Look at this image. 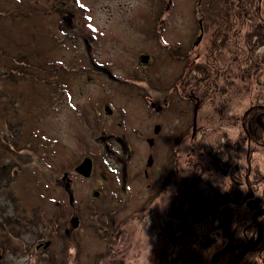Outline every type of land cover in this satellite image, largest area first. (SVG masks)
Wrapping results in <instances>:
<instances>
[{"label":"rangeland","instance_id":"obj_1","mask_svg":"<svg viewBox=\"0 0 264 264\" xmlns=\"http://www.w3.org/2000/svg\"><path fill=\"white\" fill-rule=\"evenodd\" d=\"M20 1L25 3L0 0V45L10 57L19 49L35 51L43 68L32 76L34 85L18 87L25 96L16 120L24 121V152L31 162L12 187L27 214L41 218L45 228L29 230L17 261L158 264L171 203L153 176L157 166H166L175 135L190 134L193 125V104L183 99L193 94H181L178 80L189 71L186 58H173L167 49L201 62L211 29L203 24L201 42L194 45L201 34L195 0H66L61 9L26 21L6 15ZM52 1L40 0L47 8ZM141 54L150 55L148 63ZM248 104L240 100L234 106L241 111ZM205 125L206 141L214 142L218 134L211 121L197 117V135L203 136ZM192 145L186 137L176 150L185 155ZM85 157L94 162L88 178L75 170ZM92 209L111 220L112 238L94 215H86L94 227L81 223L78 210ZM57 225L66 228L68 240L55 232ZM67 226L78 227L75 239H69Z\"/></svg>","mask_w":264,"mask_h":264},{"label":"trees","instance_id":"obj_2","mask_svg":"<svg viewBox=\"0 0 264 264\" xmlns=\"http://www.w3.org/2000/svg\"><path fill=\"white\" fill-rule=\"evenodd\" d=\"M195 1L196 18L208 25L216 37L212 59L219 71L216 82L220 85H215L219 88L211 84L207 75L208 63L212 60L210 47L204 53L203 60L197 63L191 62L187 53L179 54L172 48L167 50L173 58H186L185 68L189 71L185 77L190 78L194 70L199 72L196 82L192 81V77L187 84H181V94L189 91L197 96L198 117L214 124L218 138L214 142H207L205 136L208 130L205 125L204 134L197 141L196 154L190 149L192 154L187 156L191 157L187 160V166L195 159L198 166L214 167L217 184L213 187L212 200L202 194L203 189H199L204 198H192L187 206L181 203L171 207L166 228L167 241L161 247L158 264H230L243 246L256 237L258 228L252 222V214L264 207V130L256 119L261 110L250 107L251 104H264V0ZM65 4L66 0H53L47 8L41 5L40 0H25L6 15L26 21L52 9H61ZM211 24L214 26L211 27ZM225 31L229 35L224 34ZM227 37L229 52L224 48ZM36 55L35 51L23 52L19 49L10 57L0 45V264H19L17 260L26 234L32 228H45L41 218L27 214L21 197L12 187L17 175L31 162L30 155L24 152L29 144L21 128L24 121L16 119L18 111H22L25 96L23 91H19V85L25 82L34 85L32 76L43 68ZM226 56L236 61L244 57L246 65L241 70V67H237L236 74L229 75L230 88L224 91L221 83ZM5 63H9V67H4ZM184 75L181 74L178 80ZM41 81L42 84L46 82ZM11 86L16 88L14 92L8 91ZM240 100L249 101L241 111L234 106ZM219 125H226L229 129L216 128ZM78 213L84 217V222L79 218L81 223L89 227H94L95 223L86 215H94L106 227L108 234L105 236H114L115 228L109 218H102L101 210L92 209L87 213L78 210ZM260 223L264 229V216ZM223 224L227 225L225 229L230 236L221 233ZM64 229L57 225L55 232L66 241L68 234ZM77 230V226H67V232L72 236L69 239L76 238ZM64 246L69 247L66 243ZM239 264H264V231L261 242Z\"/></svg>","mask_w":264,"mask_h":264},{"label":"flooded vegetation","instance_id":"obj_3","mask_svg":"<svg viewBox=\"0 0 264 264\" xmlns=\"http://www.w3.org/2000/svg\"><path fill=\"white\" fill-rule=\"evenodd\" d=\"M211 27L214 26V24L210 25ZM202 27V29H201ZM200 31L203 32V24L202 22L200 23ZM224 34L229 35L228 31H225ZM223 40V39H222ZM215 41L216 37H214V31L211 30V36H210V55L211 59L214 57V50H215ZM224 48L226 51L229 52L230 47H229V38L224 39ZM227 52V54H228ZM229 56H226V63L225 67L223 69V75H222V85L221 88L224 91L229 90L230 88V77L229 75L231 74H236V69L237 67L243 69L246 65L244 57L241 59L233 60V59H228ZM235 66V68H234ZM187 73V72H186ZM182 77V84H187L188 80L193 77L192 81L196 82V79L198 77V71L194 70L190 73L189 77ZM219 71L216 70L215 63L213 59L208 63V70H207V75L209 78V81L213 86L215 85H220L219 83L216 82V74H218ZM184 86V85H183ZM186 87V86H185ZM216 88H219V86H215ZM180 90L183 89L182 86L179 87ZM179 94V93H178ZM180 95V94H179ZM180 97V96H179ZM181 98V97H180ZM184 100L190 99L189 102L193 104V125H192V131L189 134L188 131H184L182 133H178L174 137V144L172 145L173 147H169L167 149V154L165 157V163L166 166H157L156 168L157 173L154 174L153 178L158 180L160 183L159 187L157 188L158 192H167L168 195L170 196V206H174L176 204H181L184 206H187L189 201L193 198L195 199H202L204 198V195L208 196L211 200L214 197L213 193V187L214 184H217V181H215V176H214V167L212 166H198L197 162L195 159H192V163L190 166H187V160L190 159L191 153L187 154H182L179 153V151L176 150L177 146L181 144V142L188 137L189 141L193 143L192 145V150L193 153L196 154V146H197V141L199 140L200 136L197 135V126L196 122L198 113H197V105H198V99L195 94L190 95L188 97L183 96ZM255 106L261 110V112L258 113L257 117L264 113V104H251L250 107ZM245 108V107H244ZM243 108V109H244ZM256 117V119H257ZM262 120L264 122V116L262 117ZM258 123V122H257ZM159 129H160V124H159ZM158 129V132H159ZM201 138V137H200ZM93 167H94V162H93ZM155 168V169H156ZM93 172V170H92ZM92 175V174H91ZM199 189H203L202 194H200L198 191ZM99 195L100 192H99ZM96 197V196H95ZM254 213V212H253ZM263 217V216H262ZM261 217V218H262ZM212 220L214 219V215L212 213L211 215ZM260 218V221H261ZM214 221V220H213ZM227 225L223 224V228L221 229V233L226 236H230L231 234L226 231L225 227ZM258 233V229L255 231ZM257 235V234H256Z\"/></svg>","mask_w":264,"mask_h":264},{"label":"water","instance_id":"obj_4","mask_svg":"<svg viewBox=\"0 0 264 264\" xmlns=\"http://www.w3.org/2000/svg\"><path fill=\"white\" fill-rule=\"evenodd\" d=\"M201 23V21H199ZM202 29V27H201ZM203 33L197 37V40L194 42V45H198L201 42ZM140 60L142 63H148L150 60L149 54H141ZM105 112L108 114H111L113 112L112 107L107 104L104 106ZM264 116V113L260 114L257 117L258 125L264 130V122L262 120V117ZM196 122V121H195ZM159 126H157L156 131H158ZM75 170L78 174L81 176L88 178L92 174L93 170V159L91 157H85L76 167ZM94 196H99V191H94ZM264 216V207L259 208L252 214V222L255 224V226L258 228V233L256 237L253 240L248 241L243 248L240 250V252L237 254V256L231 261L230 264H239V262L244 258V256L253 248H255L262 240L263 237V226L260 223V218Z\"/></svg>","mask_w":264,"mask_h":264}]
</instances>
